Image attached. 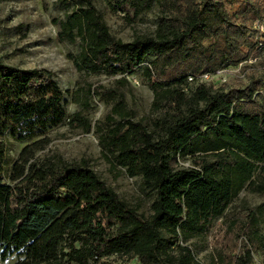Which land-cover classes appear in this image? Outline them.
<instances>
[{
	"label": "trees",
	"instance_id": "1",
	"mask_svg": "<svg viewBox=\"0 0 264 264\" xmlns=\"http://www.w3.org/2000/svg\"><path fill=\"white\" fill-rule=\"evenodd\" d=\"M100 1L132 21L159 7L154 35L130 42L110 33L95 0H58L69 12L54 21L59 42L78 43V72L118 77L119 86L103 92L116 101L97 125L98 145L112 166L150 191L152 214L138 213L86 165L31 163L37 143L8 166L4 135L31 142L67 117L51 71L0 62V262L91 264L119 256L134 264H198L185 243L222 219L217 264H256L254 254L264 248V73L235 85L197 77L259 55L264 0ZM140 67L152 92L149 125L135 120L121 91ZM68 122L90 132L79 114ZM244 190L263 202L234 217L230 209ZM238 243V251L230 248Z\"/></svg>",
	"mask_w": 264,
	"mask_h": 264
},
{
	"label": "rangeland",
	"instance_id": "2",
	"mask_svg": "<svg viewBox=\"0 0 264 264\" xmlns=\"http://www.w3.org/2000/svg\"><path fill=\"white\" fill-rule=\"evenodd\" d=\"M74 1L76 0H68L69 3ZM95 6L110 33L123 42H130L138 36H153L156 31L160 17L157 4H153L133 21L130 20L132 14L126 17L124 12L114 13L100 0H95ZM66 12L69 11L61 8L58 0H0V62L14 68L51 71L64 94V111L67 117L61 125L51 128L31 142H15L4 135L2 141L5 142L4 147L10 159L8 166L12 162H19V154L26 145L37 143L36 147L39 149L29 157L31 163L44 167L51 165L55 169L74 164L86 165L120 199L148 218L152 214L153 195L142 187L139 178H130L123 168L112 166L98 145L97 125L105 121L116 101L107 99L103 92L119 86L115 83L118 77L87 75L76 70L72 57L78 52V43L59 42L58 28L54 24V21L63 19ZM255 58L251 59L252 62L242 64L239 75L228 73V83L235 85L244 82L249 73L263 74L264 46ZM128 81L121 89L126 108L135 113L136 121L149 125L152 92L146 85L141 67L135 74L128 76ZM218 82V79L211 81L215 85ZM98 87L101 88L100 96L92 94ZM75 114L90 122L89 133L68 124ZM179 166L188 167L189 161L180 160ZM262 202L259 195L244 190L234 200L230 212L234 217L243 216L246 210L259 206ZM258 230L264 236V215ZM225 238L226 226L222 219H217L204 234L189 239L185 245L190 247L198 264H217V251L224 244ZM240 245L241 243L231 245L230 248L236 251ZM254 259L256 264H264V248L254 254ZM13 263L14 258L0 262ZM91 264L134 263L128 257L110 256Z\"/></svg>",
	"mask_w": 264,
	"mask_h": 264
},
{
	"label": "built area",
	"instance_id": "3",
	"mask_svg": "<svg viewBox=\"0 0 264 264\" xmlns=\"http://www.w3.org/2000/svg\"><path fill=\"white\" fill-rule=\"evenodd\" d=\"M258 28H259V32H264V27L262 25H258ZM247 62H252L251 61V58H249L247 61L245 62H242L240 64H238L237 67L235 68H223V69H220L218 71L215 72V74L211 75L209 73H205V74H202L200 76L197 77V80L199 82H211L213 79H218L219 83L223 84L227 81V78L228 77V73H231L235 76L239 75L241 71V66L242 64L244 63H247ZM195 79L193 77H188V82L192 83L194 82Z\"/></svg>",
	"mask_w": 264,
	"mask_h": 264
}]
</instances>
